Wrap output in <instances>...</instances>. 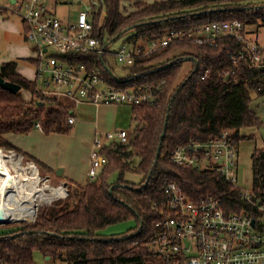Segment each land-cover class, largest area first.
I'll use <instances>...</instances> for the list:
<instances>
[{
    "label": "trees",
    "instance_id": "16d2710c",
    "mask_svg": "<svg viewBox=\"0 0 264 264\" xmlns=\"http://www.w3.org/2000/svg\"><path fill=\"white\" fill-rule=\"evenodd\" d=\"M122 1L88 0L92 34L105 46L127 35L125 41L139 44L143 51L151 40L170 30L193 29L213 21L238 19L245 34L247 27L264 26V0H134L131 11L121 7ZM242 47L231 37H220L213 45L172 41L123 66L124 80L115 74L106 55H77L88 71H99L112 85L165 84L156 104L132 107L136 126L129 143L104 145L107 162L96 179L87 180L84 186L71 184L67 202L41 206L32 223L0 233V257L10 264H34L33 253L38 251L65 264H162L150 243L157 232L153 223L167 215L165 181L178 184L192 201L211 196L226 214H255L252 203L241 198L240 189L215 172L180 167L171 161L172 151L191 137L206 140L232 130L236 144L240 129L258 124L250 106L251 93L264 95V66L253 67L243 59L233 63L228 53ZM185 63L190 64L188 68ZM16 67L15 61L0 64L1 77L21 87L16 94L0 88V147L25 157L5 135L27 134L36 123L46 134H68L69 108L38 104L43 99L36 91V81L22 76ZM23 92L30 95L28 100ZM127 172L141 175V181L127 182ZM252 172L254 203L264 200V147L252 154ZM129 221L134 226L123 233H102Z\"/></svg>",
    "mask_w": 264,
    "mask_h": 264
},
{
    "label": "built area",
    "instance_id": "2783aa9c",
    "mask_svg": "<svg viewBox=\"0 0 264 264\" xmlns=\"http://www.w3.org/2000/svg\"><path fill=\"white\" fill-rule=\"evenodd\" d=\"M11 11L24 24L26 39L36 46V91L43 99L38 101L49 104H60L61 97L74 104L86 101L94 105L129 107L158 102L164 82L137 87L112 85L99 71H88L77 55L108 54L117 64L130 66L141 54L149 55L172 41L186 39L198 45H213L220 37H231L243 45L239 52L228 53L233 63L243 59L253 67L264 66V45L249 38L238 19L170 30L162 38L151 40L143 51L139 44L126 41L108 51L102 40L92 34L90 6L79 12L73 23H64L50 14L46 0H16ZM49 47L52 52L47 55ZM74 121L68 115L67 123L72 125ZM34 126L40 127L39 123ZM110 142L128 144V132L95 135L86 173L88 180L96 179L106 164L102 150ZM237 157L234 131L223 130L211 139L191 137L172 151L171 161L180 167L215 172L240 189L236 185ZM163 193L167 215L153 223L157 232L150 243V250L162 264H264V200L253 203L254 192L240 189L241 198L252 203L255 214L250 211L226 214L219 201L211 196L192 201L173 181L164 182ZM0 264L10 263L0 257Z\"/></svg>",
    "mask_w": 264,
    "mask_h": 264
},
{
    "label": "rangeland",
    "instance_id": "374dc122",
    "mask_svg": "<svg viewBox=\"0 0 264 264\" xmlns=\"http://www.w3.org/2000/svg\"><path fill=\"white\" fill-rule=\"evenodd\" d=\"M6 0H0V5L4 3ZM146 2H152L154 0H144ZM48 12L57 18H59L62 22L73 23L76 20V17L79 12L86 10L89 7L88 0H46ZM132 2L134 0H123L121 3V7L126 11H131L133 9ZM1 15V14H0ZM1 17V16H0ZM4 18V20H2ZM0 18V64L6 61H15L20 66L23 65L27 67L30 71L35 67V63L30 60L23 59L22 56H35L36 46L34 43L29 41L25 37V26L20 21V17L11 11H7V15L5 17ZM249 31L248 37L253 41L259 43L260 45H264V26L256 27L250 26L246 29ZM127 35L121 37L111 44H107L106 50L112 51L119 47L122 41L127 40ZM52 52V48L49 47V55ZM107 62L113 71L117 74L120 79H125V72L122 71L121 65L117 64L114 61V58L110 55H106ZM33 59H35L33 57ZM189 63H185L184 67L188 68ZM30 73V72H29ZM24 98L28 100L30 95L23 92ZM27 96V97H26ZM62 102H67L65 97H61ZM251 108L256 112L257 115H264L263 107H264V95L259 97L255 93H251ZM262 120V119H261ZM136 123L135 121H131L129 126L127 127L128 135L133 136V132L135 129ZM69 137L64 136L62 138L55 139L49 138L45 140V143H42L43 147H51L56 150H60L58 153V159L64 164H79L82 162L83 158L86 157V152L88 151L86 146V140L84 139L86 136V131L82 133L77 132H69ZM67 135V134H66ZM23 137V136H20ZM18 142V140H14ZM264 147V123L261 121L260 124L250 127H245L240 129L239 131V139L236 143L237 148V162H238V171H237V182L236 185L243 191H247L248 193L254 192L253 189V172H252V154L255 150L262 149ZM6 154L10 152L16 154L17 156H21V163L24 167L27 166L29 159L27 157H23L20 153L7 150L4 147H1ZM46 150V149H45ZM32 163V162H31ZM138 163V158H135L133 164L136 165ZM38 173L42 179H47L48 183L51 185L57 186L59 184H63L67 190V195L64 198H57L48 204H44L41 206L51 205L53 202L60 201L63 203L67 202L70 185L63 183L61 181V175H54L48 177L43 169L38 168ZM59 169H62L61 167ZM55 173V172H54ZM114 175L113 177H115ZM141 175L136 172H127L124 175V179L127 182L138 184L141 181ZM40 206V207H41ZM38 207V208H40ZM37 214V213H36ZM33 220V219H32ZM21 221L15 223H3L0 222V233L14 231L16 229H20L23 225H27L32 223L33 221ZM134 226V221L122 222L115 224L109 228H106L102 233L107 235L112 234H120ZM33 262L34 264H65L59 260H53L51 258L46 259V256H43L40 252L35 251L33 253Z\"/></svg>",
    "mask_w": 264,
    "mask_h": 264
},
{
    "label": "crops",
    "instance_id": "0c3cea01",
    "mask_svg": "<svg viewBox=\"0 0 264 264\" xmlns=\"http://www.w3.org/2000/svg\"><path fill=\"white\" fill-rule=\"evenodd\" d=\"M11 5L12 4L8 0L0 5L1 8H3V10L0 11V18L5 17V15H7V11H11ZM2 20H4V18H2ZM22 57L25 60L32 61L34 56ZM34 67L35 68L30 71L29 69H27V67L23 65L20 66L17 63L16 70L27 79L35 81L36 64ZM125 75L127 77L126 73ZM65 99L67 100V102H62L60 98V104L69 108V115H72L75 118L74 123L70 125L71 132H80L83 134L86 131V136H84V139H87L86 146L88 151L86 152V157L83 158L82 162L77 165L72 163L64 164L58 159V153L60 152V150H56L51 147L45 148L44 146H41L42 143H45V140L51 137L60 140L59 138H62L64 136L69 137V133L67 135L60 133L46 134L40 128L34 126V128L27 134L9 133L5 135V139L10 144H12L13 147H15L18 151L25 155V157H27L36 167L43 169L46 173V176L50 177L52 176V174L56 175V172L61 167V181L63 183H66L68 185L75 184L84 186L88 180L86 173L89 164L90 150L95 135L98 133L103 136L108 132H116L119 130L127 131V127L129 126L130 122L133 121L132 107L125 105H94L86 101H81L77 104H74L68 98L65 97ZM253 112L258 118V124H260L261 121H263L264 123V115H257L254 110ZM131 137L129 136V140L131 139ZM15 139L18 140V142H15Z\"/></svg>",
    "mask_w": 264,
    "mask_h": 264
},
{
    "label": "bare ground",
    "instance_id": "6f19581e",
    "mask_svg": "<svg viewBox=\"0 0 264 264\" xmlns=\"http://www.w3.org/2000/svg\"><path fill=\"white\" fill-rule=\"evenodd\" d=\"M21 156L6 154L0 147V222L29 221L37 208L57 198H64L67 190L42 179L37 167L28 163L24 167Z\"/></svg>",
    "mask_w": 264,
    "mask_h": 264
},
{
    "label": "water",
    "instance_id": "95a60500",
    "mask_svg": "<svg viewBox=\"0 0 264 264\" xmlns=\"http://www.w3.org/2000/svg\"><path fill=\"white\" fill-rule=\"evenodd\" d=\"M11 4H14L15 3V0H8ZM0 88L3 89V90H6L12 94H16L20 89L21 87L15 83H11V82H8L6 80H4L1 75H0ZM38 104H43L42 102H38ZM166 122H167V117H166V120H165V125H164V129H163V134L160 138V142L162 140V137L164 135V132H165V129H166ZM159 151H160V146L158 147L157 149V152H156V155H155V161L157 160L158 156H159ZM56 175H61V169H58V171L56 172ZM38 210V208H37ZM37 213V211H36ZM36 216V214H35ZM35 217L33 218L32 221H34ZM46 259H49V257H46Z\"/></svg>",
    "mask_w": 264,
    "mask_h": 264
}]
</instances>
